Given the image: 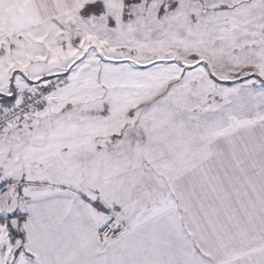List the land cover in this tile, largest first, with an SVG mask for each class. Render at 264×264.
Listing matches in <instances>:
<instances>
[{
    "label": "snow or ice",
    "instance_id": "1",
    "mask_svg": "<svg viewBox=\"0 0 264 264\" xmlns=\"http://www.w3.org/2000/svg\"><path fill=\"white\" fill-rule=\"evenodd\" d=\"M0 264H264V0H0Z\"/></svg>",
    "mask_w": 264,
    "mask_h": 264
}]
</instances>
